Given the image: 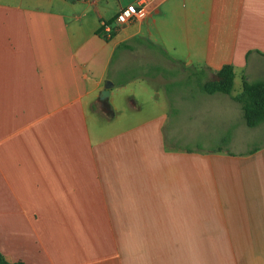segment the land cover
<instances>
[{
	"label": "crops",
	"instance_id": "obj_1",
	"mask_svg": "<svg viewBox=\"0 0 264 264\" xmlns=\"http://www.w3.org/2000/svg\"><path fill=\"white\" fill-rule=\"evenodd\" d=\"M129 5L138 14L118 27ZM135 53L158 71L193 67L202 82L230 65L240 92L243 79L264 80V0H0V253L23 264H264V144L234 151L247 134L237 94L164 89L134 127H97L92 112L114 117L101 92ZM196 105L224 127L223 150L181 142ZM163 237L175 240L153 241ZM181 238L261 240L215 252Z\"/></svg>",
	"mask_w": 264,
	"mask_h": 264
},
{
	"label": "rangeland",
	"instance_id": "obj_2",
	"mask_svg": "<svg viewBox=\"0 0 264 264\" xmlns=\"http://www.w3.org/2000/svg\"><path fill=\"white\" fill-rule=\"evenodd\" d=\"M153 62L155 61L143 59L141 55L136 53L123 58L122 65L124 67L122 66L118 77L113 79L115 85L108 95V102L113 108L114 117L108 119L97 112H92L97 127H112L116 131L134 127L154 112L148 100L152 93H157L162 97L164 89L170 94L169 92L174 91L173 89L195 86L203 81V76L193 73V67L160 68L158 71L156 64ZM239 89L240 85L237 82L231 93L239 94ZM133 103H136L137 107H134ZM202 108L199 105L194 107L195 117L191 122L186 121L184 117L180 119L181 123L177 126V135L184 146L188 148L198 147L200 152L204 154L214 153L218 147H222L223 150L221 131L224 127L217 126L214 115ZM260 129L251 130L247 128V134L245 136L241 135L234 151L244 149L246 146H252L253 148L262 146L264 144V132H261ZM213 148L215 149L213 150ZM184 224L189 225V222H184ZM185 225L182 230H189L190 228ZM156 240L161 241L163 245H169V241L174 242L175 238L163 237V239L156 238L153 241ZM181 240L183 246L195 247L199 244L200 247H214L215 252H218L224 246L230 244H246L247 240L257 241L258 244L261 239H200L199 243H197L198 239L195 238H181ZM202 240H208L209 244L203 246L201 244ZM135 258L139 260L141 257L136 255ZM216 262L221 263L222 260L217 259Z\"/></svg>",
	"mask_w": 264,
	"mask_h": 264
},
{
	"label": "trees",
	"instance_id": "obj_3",
	"mask_svg": "<svg viewBox=\"0 0 264 264\" xmlns=\"http://www.w3.org/2000/svg\"><path fill=\"white\" fill-rule=\"evenodd\" d=\"M162 55H165L161 51ZM217 80L200 82L197 86L205 94H224L229 95L233 89L234 68L230 65L223 66L216 74ZM233 100L239 105L243 121L247 128L252 129L264 124V80L247 82L243 79L241 91ZM226 139L222 140L221 145L225 146ZM221 151L222 147H218ZM253 148L249 153L257 151ZM0 264H23L21 262L9 263L0 253Z\"/></svg>",
	"mask_w": 264,
	"mask_h": 264
},
{
	"label": "built area",
	"instance_id": "obj_4",
	"mask_svg": "<svg viewBox=\"0 0 264 264\" xmlns=\"http://www.w3.org/2000/svg\"><path fill=\"white\" fill-rule=\"evenodd\" d=\"M136 8L132 5L126 6L120 10L115 18V24L120 27L130 23L137 16Z\"/></svg>",
	"mask_w": 264,
	"mask_h": 264
},
{
	"label": "water",
	"instance_id": "obj_5",
	"mask_svg": "<svg viewBox=\"0 0 264 264\" xmlns=\"http://www.w3.org/2000/svg\"><path fill=\"white\" fill-rule=\"evenodd\" d=\"M107 97H108V90L105 89L101 92V95L99 97L100 102L103 103Z\"/></svg>",
	"mask_w": 264,
	"mask_h": 264
}]
</instances>
